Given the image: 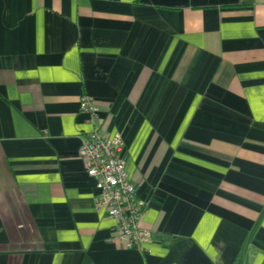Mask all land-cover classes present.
<instances>
[{"label":"crops","instance_id":"crops-1","mask_svg":"<svg viewBox=\"0 0 264 264\" xmlns=\"http://www.w3.org/2000/svg\"><path fill=\"white\" fill-rule=\"evenodd\" d=\"M82 94L143 250L96 205ZM0 264H264V0H0Z\"/></svg>","mask_w":264,"mask_h":264},{"label":"built area","instance_id":"built-area-1","mask_svg":"<svg viewBox=\"0 0 264 264\" xmlns=\"http://www.w3.org/2000/svg\"><path fill=\"white\" fill-rule=\"evenodd\" d=\"M79 108L89 115L93 125L83 136L78 154L98 190L96 205L114 219L117 237L126 247L143 250L150 235L149 230L138 226L145 203L137 196L135 182L124 168L121 132L109 136L94 125L97 107L90 95L80 96Z\"/></svg>","mask_w":264,"mask_h":264}]
</instances>
